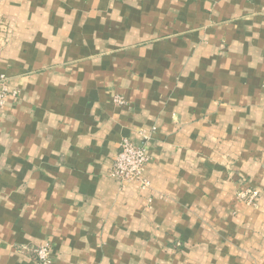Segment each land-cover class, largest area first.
<instances>
[{
    "label": "crops",
    "instance_id": "crops-1",
    "mask_svg": "<svg viewBox=\"0 0 264 264\" xmlns=\"http://www.w3.org/2000/svg\"><path fill=\"white\" fill-rule=\"evenodd\" d=\"M0 75V264H264V0H0Z\"/></svg>",
    "mask_w": 264,
    "mask_h": 264
},
{
    "label": "built area",
    "instance_id": "built-area-1",
    "mask_svg": "<svg viewBox=\"0 0 264 264\" xmlns=\"http://www.w3.org/2000/svg\"><path fill=\"white\" fill-rule=\"evenodd\" d=\"M16 91H9L7 87V78L0 75V109L8 97H16ZM114 102L122 104V97H115ZM149 161L146 146L144 144L136 145L128 139H122L118 144V151L108 176L120 185L129 183H137L140 189L148 186L147 180L143 177L144 167ZM236 197L246 205H255L258 193L251 189H244L237 192ZM49 243L37 247L34 250L36 258L40 264H48L50 262Z\"/></svg>",
    "mask_w": 264,
    "mask_h": 264
},
{
    "label": "rangeland",
    "instance_id": "rangeland-1",
    "mask_svg": "<svg viewBox=\"0 0 264 264\" xmlns=\"http://www.w3.org/2000/svg\"><path fill=\"white\" fill-rule=\"evenodd\" d=\"M33 254H34V259H35V261L38 262V260H37V258H36V255H35L34 251H33ZM38 263H39V262H38ZM50 263H51V256H50V262H49L48 264H50Z\"/></svg>",
    "mask_w": 264,
    "mask_h": 264
}]
</instances>
